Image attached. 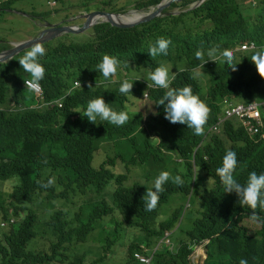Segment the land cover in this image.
<instances>
[{"label": "clouds", "instance_id": "obj_1", "mask_svg": "<svg viewBox=\"0 0 264 264\" xmlns=\"http://www.w3.org/2000/svg\"><path fill=\"white\" fill-rule=\"evenodd\" d=\"M114 1L125 10H116ZM204 1L184 8L179 0L147 7V0H88L86 7L79 0H14L0 11L28 13L21 40L3 37L10 28L0 19V68L10 64L30 75L21 94L0 101V264H264L260 46L237 42L212 48L207 57L198 49L191 64L161 37L145 51L159 57L153 71H136L131 62L129 72L116 74L121 61L105 54L95 68L104 79L65 75L53 95L41 84L47 43L66 34L90 40L99 23L118 27L95 12L131 28ZM29 26L36 31L26 39ZM61 27L82 30L50 31ZM250 53L256 78L246 66ZM224 66L236 77L228 86L214 79ZM122 78L124 96L67 100L84 85ZM154 88L165 90L159 100ZM121 191L129 192L117 196ZM131 199H139L142 211L124 203Z\"/></svg>", "mask_w": 264, "mask_h": 264}, {"label": "trees", "instance_id": "obj_2", "mask_svg": "<svg viewBox=\"0 0 264 264\" xmlns=\"http://www.w3.org/2000/svg\"><path fill=\"white\" fill-rule=\"evenodd\" d=\"M88 0H79V3L86 7ZM105 5L111 0H99ZM160 0H147L145 7L154 5ZM181 7L189 6L194 0H179ZM256 7H244L240 0H205L200 6L182 11L179 14H169L156 17L153 20L138 24L131 28H118L109 23H99L93 26L92 39L76 42L72 35H64L46 44L48 49L44 58L45 76L41 81L48 94H57L59 79L65 75H83L92 78L94 81L104 79L95 70L96 65L101 61L103 55L114 54L122 64H119L116 74H121L126 70L130 71L131 62L135 64V70L145 72L148 69L153 71L159 65V57L152 59L145 51L149 45H154L159 38L170 40L175 45L177 57L194 64L195 52L202 49L207 57V51L212 48L224 50L237 42L253 41L260 46L259 51H264V0H258ZM14 0H4L0 2V11H5L6 7ZM119 11L125 10V4L113 2ZM178 2L171 5L167 10L177 6ZM89 7L88 9H91ZM166 13V11H164ZM3 13H0L2 19ZM56 48L55 53L50 54L49 49ZM256 52H253L254 54ZM251 53L245 56L246 66L253 78L259 73L252 62ZM133 64V65H134ZM230 74V68L224 66L220 71L214 72L216 82L228 83L236 81V77ZM29 75L22 69H17L9 64L5 68H0V101L9 94H21L25 90L24 79ZM125 80L112 84L107 81L102 86L89 89L88 85L75 90L67 99L71 103H76L82 99H90L99 95H111L116 97L124 96L119 92L120 84ZM128 80V79H127ZM200 81L199 78L196 79ZM227 80V82H225ZM129 81V80H128ZM130 82V81H129ZM134 84V83H133ZM260 89L262 86L258 85ZM200 90L199 85L195 87ZM164 89H152L151 95L160 99L164 95ZM66 112L70 111L69 104L64 106ZM71 133L83 132L82 129H75L65 126ZM87 140H90L87 133H83ZM129 191H121L117 196L127 195ZM127 205L138 208L142 211L139 199L126 200Z\"/></svg>", "mask_w": 264, "mask_h": 264}, {"label": "rangeland", "instance_id": "obj_3", "mask_svg": "<svg viewBox=\"0 0 264 264\" xmlns=\"http://www.w3.org/2000/svg\"><path fill=\"white\" fill-rule=\"evenodd\" d=\"M73 2H77L78 4V0H72ZM129 1V4H133V2L135 0H128ZM240 2L244 5V7H256L257 6V1L256 0H240ZM243 2H246L247 4L243 3ZM40 7L38 6L37 7V10H39ZM134 9H131L130 12H132ZM144 10H142L143 12ZM66 12V11H64ZM129 12V11H127ZM25 15H28V13H25ZM25 15H22V14H18V13H10V12H4L3 13V16H5L7 18V22H8V27L10 28V31L4 35H2L3 37H5L6 39L8 40H18L20 39L21 37V34H22V29L24 26H26L27 24V21L29 20ZM126 15V14H125ZM60 17V14H56L53 19L54 20H57L58 18ZM7 22L6 20L3 21L2 25L3 26H6L7 25ZM28 32H26L25 34V38L27 39V37H31L32 35L30 34H33L36 29L33 28L32 26H29L28 27ZM24 39V38H23ZM21 40V39H20ZM78 40H85V38H80ZM137 102L136 101H133L131 102L132 105L136 104ZM133 110L137 109L138 107L137 106H132L131 107Z\"/></svg>", "mask_w": 264, "mask_h": 264}, {"label": "water", "instance_id": "obj_4", "mask_svg": "<svg viewBox=\"0 0 264 264\" xmlns=\"http://www.w3.org/2000/svg\"><path fill=\"white\" fill-rule=\"evenodd\" d=\"M166 6V5H165ZM165 6H161L159 8H157L155 11H153L151 14H149L145 20H149L151 18H154L156 16H158V14L160 13V11L162 10V8H164ZM95 13H99V15H105L107 17V19L111 22V24L115 25V26H118V27H129V26H132L133 24H129V23H125L123 21H120V20H115L113 17H112V14L111 13H108V12H95ZM94 12L88 14L90 17L93 16L95 14ZM89 25V23L86 21L85 23V26ZM82 30V29H80ZM80 30H74L70 27H61V28H53V29H50L51 32H54V34H58V33H61L63 31H72V32H79Z\"/></svg>", "mask_w": 264, "mask_h": 264}, {"label": "bare ground", "instance_id": "obj_5", "mask_svg": "<svg viewBox=\"0 0 264 264\" xmlns=\"http://www.w3.org/2000/svg\"><path fill=\"white\" fill-rule=\"evenodd\" d=\"M136 17H137V15H134V16L129 17V18H130V19H135ZM121 18H122V19H125V20L129 19V18L125 17V16H122Z\"/></svg>", "mask_w": 264, "mask_h": 264}]
</instances>
